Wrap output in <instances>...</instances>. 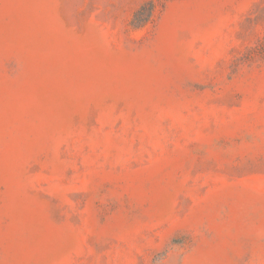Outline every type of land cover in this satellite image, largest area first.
<instances>
[{
	"label": "rangeland",
	"instance_id": "obj_1",
	"mask_svg": "<svg viewBox=\"0 0 264 264\" xmlns=\"http://www.w3.org/2000/svg\"><path fill=\"white\" fill-rule=\"evenodd\" d=\"M0 264H264V0H0Z\"/></svg>",
	"mask_w": 264,
	"mask_h": 264
}]
</instances>
